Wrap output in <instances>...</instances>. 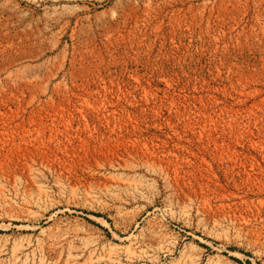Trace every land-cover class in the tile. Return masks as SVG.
<instances>
[{"label":"rangeland","instance_id":"374dc122","mask_svg":"<svg viewBox=\"0 0 264 264\" xmlns=\"http://www.w3.org/2000/svg\"><path fill=\"white\" fill-rule=\"evenodd\" d=\"M0 264H264V0H0Z\"/></svg>","mask_w":264,"mask_h":264}]
</instances>
